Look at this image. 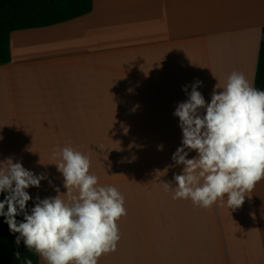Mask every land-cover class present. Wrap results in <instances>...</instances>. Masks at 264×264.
<instances>
[{
    "label": "crops",
    "instance_id": "crops-1",
    "mask_svg": "<svg viewBox=\"0 0 264 264\" xmlns=\"http://www.w3.org/2000/svg\"><path fill=\"white\" fill-rule=\"evenodd\" d=\"M263 40L264 0H93L11 33L0 192L27 191L40 264H264Z\"/></svg>",
    "mask_w": 264,
    "mask_h": 264
},
{
    "label": "trees",
    "instance_id": "trees-1",
    "mask_svg": "<svg viewBox=\"0 0 264 264\" xmlns=\"http://www.w3.org/2000/svg\"><path fill=\"white\" fill-rule=\"evenodd\" d=\"M93 0H0V65L11 62L10 35L89 14ZM257 142L251 169L264 156V40L252 96ZM0 264H40L32 209L25 189L0 192Z\"/></svg>",
    "mask_w": 264,
    "mask_h": 264
},
{
    "label": "built area",
    "instance_id": "built-area-1",
    "mask_svg": "<svg viewBox=\"0 0 264 264\" xmlns=\"http://www.w3.org/2000/svg\"><path fill=\"white\" fill-rule=\"evenodd\" d=\"M244 173L235 163L228 165V171L224 175H212L209 177V186L212 193L221 199L234 200Z\"/></svg>",
    "mask_w": 264,
    "mask_h": 264
}]
</instances>
